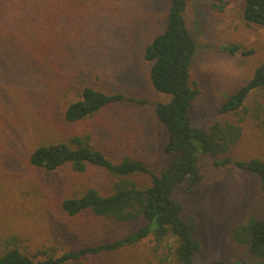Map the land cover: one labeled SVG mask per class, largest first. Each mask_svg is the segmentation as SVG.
Listing matches in <instances>:
<instances>
[{
	"label": "rangeland",
	"instance_id": "rangeland-1",
	"mask_svg": "<svg viewBox=\"0 0 264 264\" xmlns=\"http://www.w3.org/2000/svg\"><path fill=\"white\" fill-rule=\"evenodd\" d=\"M171 0H0V254L17 248L36 261L40 250L55 248L57 256L85 246L112 242L144 225L118 223L90 212L69 216L66 198L88 189L113 192V178L89 165L83 173L70 164L48 171L30 162L43 145L89 137L92 147L112 162L130 157L159 175L170 159L163 152L169 133L155 107L172 95L156 90L151 62L144 58L150 41L166 26ZM245 0H190L184 17L195 40L192 80L201 94L190 111L195 127L214 120H236L218 114V107L264 62V26L248 24ZM238 50L230 51V47ZM250 52V53H249ZM84 87L133 99L114 103L98 114L68 122V106L81 99ZM264 92L251 94L245 106ZM250 116L242 122L240 141L225 156L232 164L218 168L197 148L204 173L202 184L175 197L183 214L196 221L201 249L196 264L213 261L253 263L248 247L233 240L235 226L250 217H264L259 179L239 170L236 160L264 159V133ZM132 179L142 186L150 179ZM173 239H147L115 252L70 264H163Z\"/></svg>",
	"mask_w": 264,
	"mask_h": 264
},
{
	"label": "trees",
	"instance_id": "trees-1",
	"mask_svg": "<svg viewBox=\"0 0 264 264\" xmlns=\"http://www.w3.org/2000/svg\"><path fill=\"white\" fill-rule=\"evenodd\" d=\"M190 0H171L166 26L155 36L144 51V58L151 62L149 77L156 90L172 95L167 103L155 107L156 117L165 125L169 139L163 152L169 157L168 167L159 175L153 173L142 161L130 157L119 163L112 162L102 151L91 146L89 137L74 136L69 142L43 145L34 150L30 162L37 168L54 171L70 164L73 171L83 173L89 165L97 166L112 176L113 192L102 195L90 188L80 197L66 198L63 210L72 217L90 212L96 217L118 223L144 221L135 232L95 246H85L57 256L56 249L46 247L40 250L42 260L10 248L0 254V264H70L104 253L115 252L135 245L150 235L157 243L173 239L169 253L162 259L163 264H196L194 257L200 251L196 239V221L193 216L183 217V205L175 197L180 185L186 190L198 188L204 173L197 156L200 147L203 154L218 168L232 164L228 154L240 141L242 122L250 116L264 133V106L256 101L253 107L245 106L247 98L254 92H264V62L256 67L252 76L218 107V114L232 113L236 120H214L208 128L195 127L190 119L201 89L192 80L191 64L196 44L190 34L184 12ZM248 24L264 26V0H245L243 11ZM238 50L230 47V51ZM250 53V52H249ZM133 100L126 95L108 94L91 87H84L81 99L70 104L65 112L68 122H78L98 114L114 103ZM234 165L242 171L255 175L260 181L264 198V159L251 158L236 160ZM145 176L149 185H140L132 179ZM233 240L248 247L254 257L251 264H264V217H250L234 227ZM211 264H250L246 261L234 263L213 261Z\"/></svg>",
	"mask_w": 264,
	"mask_h": 264
}]
</instances>
